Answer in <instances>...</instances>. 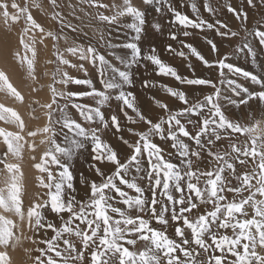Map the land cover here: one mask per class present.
Wrapping results in <instances>:
<instances>
[{"label": "snow or ice", "instance_id": "1", "mask_svg": "<svg viewBox=\"0 0 264 264\" xmlns=\"http://www.w3.org/2000/svg\"><path fill=\"white\" fill-rule=\"evenodd\" d=\"M49 2L53 7L59 6L57 0ZM80 3H86L97 10L111 11V15L97 11L99 21L108 26L118 25L130 29L134 35L123 43H107L110 49L127 50L123 55L110 53L115 56L119 66L91 45L69 47L65 50L96 68L102 88L98 89L91 79L76 78L57 69L60 79L55 83L65 87L70 83L86 85L90 90L58 91L54 84L49 86L51 103L40 105L48 110L47 124L27 133L30 137L43 135L45 139L40 143L48 145L40 161L33 164L42 174L37 178L38 186L47 189L44 195L48 199L32 204L26 212L22 199L24 173L19 163L7 162L8 155L18 160L23 159L21 141H27L21 133L26 126L16 110L0 103V121L15 124L20 129V132L14 133L0 128V138L6 145L0 164L4 165L9 174L4 180L6 187L0 188V209L18 216L21 222L27 220L29 230L37 234L42 229H50L54 233L50 238L39 240L46 247L35 249L39 255L30 257L34 264H264V128H261L264 121L256 120L247 125L228 115L232 106H247L250 101H258L260 105H264V77L228 63L230 57L227 55L209 61L196 47L185 44L184 47L189 49L192 56L207 68H217L219 73L217 81L211 78L189 79L182 77L174 67L163 62L154 46L145 52L140 44L146 31L148 7L153 8L156 13H162L166 8L173 14L174 22L185 29L191 27L203 30L205 26L212 29L219 25L217 34L221 36L236 37L239 32L219 20L213 24L198 17V22H194L177 11L171 0H137L136 3L133 0H119V3L113 0L111 5L103 3V0H80ZM247 3L255 7L253 0H247ZM40 6L39 3L35 4L37 8ZM191 7L193 12H198L194 3ZM208 11L213 12V9L208 7ZM228 11L244 26L243 31L247 35L257 37L259 44L264 46V31L259 28L251 32L248 30L247 13L230 5ZM0 15L5 23L9 20L18 22L21 16L24 17L27 26L23 29L20 44L25 49V55L21 56L17 52L15 56L21 67L26 65L28 76L36 80V51L24 37L31 28L39 29L41 33L44 29L32 17L27 5L22 8L16 0H0ZM58 16L60 14L56 13L52 18L56 19ZM125 17L130 18V22L119 23ZM60 21L63 28L65 24L62 16ZM151 27L156 32L161 30L159 23H153ZM220 28L227 31L220 32ZM183 35L188 36L189 33L185 31ZM47 36L58 39L51 31ZM171 39H177L175 33L171 34ZM207 43L213 52L218 51L212 40ZM245 49L255 64L257 51L250 41L237 47L238 52H244ZM168 51L175 50L169 45ZM29 52L31 57L27 55ZM176 54L188 59L183 51ZM57 59L62 65L79 68L84 71L85 76L88 75L83 63L73 64L59 52ZM144 62L154 65L158 75L171 76L181 84L210 87L213 91L202 98L193 97L190 101L184 91L161 85L185 107L173 110L157 100L156 106L163 109L166 115L149 118L136 106L135 94L126 91L135 87L134 69L146 68ZM188 66L191 68V64ZM225 69L228 70L227 74ZM228 74H239L258 88L249 90L231 79ZM143 86L148 87L149 82L144 81ZM38 90L41 89H33ZM0 91L7 92L21 103L24 101V96L3 70H0ZM58 97L69 103L60 106ZM74 97H92L94 104L76 103ZM112 100L119 103L120 111L128 123L143 122L148 126L146 131L127 129L137 137L134 142L119 135L124 129L117 115L112 114L106 118L102 111ZM53 104L57 105L56 111L60 113L56 120H53ZM69 105L82 120L71 116ZM125 107L131 109L135 115H129L124 111ZM32 111L35 112V109ZM185 117L188 119L185 120ZM188 125L192 126V130H189ZM112 128L115 130L113 135L130 152H118L107 140L102 139V133ZM233 134L246 137L242 146L233 142L228 145L231 152L213 151V147H222L217 145L222 139H239ZM61 135L63 143L57 139ZM154 137L170 141L171 148L175 149L174 155L180 163H173L166 158L164 149L154 142ZM30 147L35 151L34 142ZM202 153H205L207 159ZM86 154L92 161L87 164V168L96 178L85 176L83 172L79 174L84 192L83 197L78 198L74 184V167L76 161ZM145 154L147 169L142 168ZM167 155L171 157L173 153ZM31 159L35 160L36 157ZM250 161L255 165L251 171H237V163L247 165ZM99 165L110 167L102 168ZM133 170L136 173H145L140 179L147 180V189L137 183L135 176L129 179ZM43 174H46V178ZM234 181L237 182L235 186ZM121 185L134 190L137 195H129ZM146 190L151 193L150 199L145 196ZM118 204L125 207L121 208ZM158 204L159 209L156 207ZM45 208L57 215L59 226L47 220L42 211ZM194 209H197L194 215H186L193 213ZM65 213L66 217L62 215ZM153 221L160 227L153 226ZM13 229H19V225L0 215V246L5 249L10 243L15 247L20 242ZM32 242L37 243L35 239ZM139 242H144L143 250H130L125 246L130 245L135 249ZM0 264H12L7 250L0 251Z\"/></svg>", "mask_w": 264, "mask_h": 264}, {"label": "rangeland", "instance_id": "2", "mask_svg": "<svg viewBox=\"0 0 264 264\" xmlns=\"http://www.w3.org/2000/svg\"><path fill=\"white\" fill-rule=\"evenodd\" d=\"M79 1L80 0H57L58 7H53L52 4L49 2V0H37L36 2L41 4L39 8L35 7L34 1L32 0H16V2L23 8L27 5L29 12L31 13L32 17L36 20L37 23H39L42 28L48 27L47 33L51 31L58 39H53L52 37H48L47 34H45V42L47 45L51 46V52L45 51V49L42 50V46L40 44V38H42V33L39 29L31 28L27 35L24 37L26 41L32 44V47L35 49L36 58H35V64H39V61L41 63V68L38 74H35L36 80H32L27 73V67L26 65L24 67H21L18 63L15 53L19 52L21 56L25 55V49L20 44V37L23 35V29L27 26L25 19L23 16L20 17L18 22H12L9 20L7 23H5V20L3 19L2 15H0V25L2 26L1 34L3 33V43L2 47L4 50V56L8 57V60L10 64L12 65L14 69L15 75L18 77V80L21 82V85L24 86V88L33 90L35 89H41L36 91V98L33 100L34 109L40 108L42 109V116H45L48 110L40 107L41 104L51 103L52 100V94L50 91L49 86L55 85L56 89L58 91H66L65 88L61 86L59 83H55L56 80L60 79V73L57 72V69H60L61 71L62 64L57 59L58 52L63 53L64 58L68 57H76L69 54L67 51H65L68 46V42L72 43L73 46H88L91 45L97 49V51L103 55L106 56V58H111L112 63L119 66V62L116 60L115 56L111 55L110 53L115 52L116 55H123L127 50L122 49H110L107 47V43L110 41L112 43H123L125 40H128L131 36L134 35L133 32H131L130 29L118 27V25H112L108 26L106 23H101L97 17V9L87 7H79ZM11 2V0H9ZM105 3H112L113 0H103ZM31 3V4H30ZM172 6L179 12H181L183 15H186L189 17V19L193 20L194 22H198L197 18L203 19L209 23L215 24L217 20L227 24L229 28H231L234 31L239 32V35L236 37L231 36H221L217 34V28H219V25H216L212 29H208L206 26L203 30L198 28H183L179 24L174 22V16L171 12H168L167 9H163L162 13H156L155 10L151 7L147 8L148 15H147V24L145 26L146 31L145 34L140 41L142 51H148V49L151 46H154L157 51V55H159L160 59L165 62L166 64L170 65L171 67H174L178 74L182 77H187L189 79L191 78H211L213 81L218 80V69L213 68H207L204 66V64L196 59L195 56H192L189 52V49L184 47L185 44H191L194 47L197 48L198 51H200L206 59L209 61H215L217 58L222 57L224 55H227L230 57V59L227 61L228 63H232L233 65L242 68L245 71L252 72L253 74H256L258 76L264 77V46H261L259 44V40L257 37L247 35L243 31V25H241L240 21H238L235 17V15L232 12L228 11L229 5L233 8L237 9L240 12L247 13L248 19L246 26L248 30L251 32L254 29L259 28L260 30L264 31V0H253V4L255 7L248 5L247 0H171ZM195 4L198 12H193L191 5ZM208 7H211L213 9V12L208 11ZM42 8L44 12L40 9ZM104 9H101L100 12H103ZM10 11H14L11 10ZM59 13L60 16L63 17V21L65 26L62 28L60 16H58L56 19H53V15ZM49 19V20H48ZM130 22V18H122L119 23H128ZM153 23H159L161 25V30L159 32H156L151 25ZM66 25H71L72 27H68ZM73 28H75V31H73ZM220 32H225L227 29L220 28ZM187 31L189 33L188 36H184L183 33ZM34 32V33H33ZM38 33V34H37ZM101 33H103V39H101ZM175 33L177 36L176 40L171 39V34ZM72 38V39H71ZM252 39V45L257 51V59L256 63L253 64L252 59L250 55H247V50L245 49L244 52H238L237 47L242 45L246 41H250ZM72 40V41H71ZM208 40H212L217 45V52H213L211 50V46L207 43ZM66 43V44H65ZM171 45V48L175 51H168V46ZM35 46V47H34ZM17 47V49H16ZM19 47V48H18ZM40 50H39V49ZM39 50V51H38ZM17 51V52H16ZM183 51L188 56V59H184L183 57L177 55V52ZM11 52L13 53V57L11 55ZM29 57H31V53H27ZM38 57V59H37ZM12 58V59H11ZM12 60V62H11ZM146 64L145 67H139L134 69V84L135 87L131 89H126V91H131L136 96V106L141 110V112L145 113L147 112V107L156 106V101H160L162 103L169 101L172 102V109L173 110H179L180 108L185 107L179 100H177L175 97L169 95L164 88L161 87V85H167L169 87H172L174 89H178L181 91H184L190 101L193 97H200L202 98L203 95L209 94L213 91L210 87L206 86H192L187 84H181L179 81L175 80V78L171 76H164V75H158L155 66L152 65L150 62H144ZM191 64V68L188 66ZM36 71V69H35ZM225 73H228V70H224ZM72 73H69V75L78 78L81 74L76 72V70H72ZM94 73H97L94 71ZM231 79L239 81L240 84L243 86L249 88V90L257 89L258 86L251 84L249 81L245 80L242 76L239 74L237 75H231L228 74ZM55 76V80H54ZM82 79L81 77H79ZM148 81L149 86L144 87L143 82ZM98 82V81H97ZM26 85V86H25ZM99 89L102 88V85L100 84V81L98 82ZM155 85V86H153ZM29 87V88H28ZM90 89L85 85L84 89H81V91H75V92H85L89 91ZM223 90V86H222ZM73 92L72 90H70ZM4 91H0V95L4 96ZM7 97H9L10 100L17 103V100L15 98L11 97L7 92L5 93ZM45 96V97H44ZM159 96V97H158ZM44 97V98H43ZM6 98V97H5ZM44 99V100H43ZM75 99L83 101V103H87L89 100L92 99V97H75ZM236 99H239L236 97ZM38 102V103H37ZM57 102L60 106H63L65 104H68L69 102L65 99L57 98ZM223 103V102H222ZM29 109L31 107H28ZM57 105L53 104V120H56L59 118L60 113L56 111ZM69 108L71 106L69 105ZM158 108V107H157ZM27 109L28 115L31 114V118L36 119V115H33L31 113V109ZM264 105H260L258 101H250L249 105H241L239 108H236L232 106L229 111L228 115L232 119H239L242 123L251 125L256 120H263L264 119ZM158 110H163L161 108H158ZM25 112V109H23ZM30 111V112H29ZM126 111V110H125ZM129 111V110H128ZM127 111V112H128ZM33 112V111H32ZM44 113V115H43ZM251 113V116H250ZM112 114L117 115L119 122L124 129L119 135H121L124 131H126L130 123L127 122L126 117L124 116L123 112L120 111V105L115 100H112L109 102V108L105 113L106 118L110 117ZM128 114L131 116H134L135 114L132 113V111H129ZM164 115H166L164 113ZM188 117H185L186 120ZM193 119H197L196 117H192ZM135 124H140L142 126H145V130H147V125H145L143 122H138ZM13 124L11 123L10 127L8 129H11ZM30 126V125H29ZM58 128L59 125H56ZM189 130H192V126L188 125ZM30 128L37 129L35 124L33 123ZM264 128V125L262 124V127ZM4 129H7V126H4ZM114 128L111 130H105L102 133V139L107 140L110 144H113V147H116L119 145L120 140L116 135H113ZM233 136L239 137V139L236 140H229V139H222L221 141L217 142V145H220L219 149L216 147H213V151H228L231 152V149L228 148L229 143H236L238 146H242L244 140L246 137L240 136V134H233ZM58 142L63 143V137L58 136ZM137 139V138H136ZM186 139V138H185ZM169 146L170 151L168 153H173L171 157H168L166 155V158L171 159L173 163H180L179 159L174 155L175 149L171 148L170 141H163ZM48 145L46 144L45 147H43L44 151L47 150ZM165 148V147H163ZM122 152H130V149L126 148L125 151L122 150ZM202 156H205L207 159L205 153L201 154ZM230 158V157H229ZM38 163V162H36ZM92 163L91 157L89 155H85L82 158L78 159L75 163L74 167V175L76 176V180L74 181L75 186L82 187L79 181V174L81 172L86 173L88 171L87 164ZM237 171L239 173L244 172L245 170L251 171L255 165L250 161L247 165H241L239 163L236 164ZM147 167H143V169H147ZM0 173H2L3 177H1L0 174V188H2L1 183L4 180V177H6V171L4 170V166L0 164ZM92 173V172H91ZM93 174V173H92ZM144 172L136 173L134 170L130 174V179L135 176L137 178V183L140 185H145V188L147 189V180L140 179V177L144 176ZM94 175V174H93ZM89 177H95L91 174L88 175ZM237 182H233L234 186ZM34 184L37 185L38 190L42 193V195L45 197V191L44 188L39 187V181L36 179L35 183H29V190H31L28 195V200L25 201V207L24 210L26 212L27 208L31 206L34 203H41L37 191H33ZM201 186H203L201 184ZM121 188L128 192L132 189L125 188L123 185H121ZM147 191V190H146ZM131 195V194H129ZM175 195H179V193H175ZM247 195V193H245ZM132 196V195H131ZM30 197V198H29ZM48 197L46 196V199ZM78 198H82L81 194L78 193ZM33 202V203H32ZM123 205V204H121ZM123 205L121 208H124ZM44 215L46 216L47 220L49 222L55 223L57 226L60 224V220L57 217V215L50 211L49 208L42 209ZM196 213V209L193 210V213L189 214L186 213V215L192 216ZM65 217L67 214H62ZM13 221L19 225V229H13L15 236L19 237V244H16L14 248H17L21 250L22 259L26 260L30 257L38 256L39 253L35 251L37 247L45 248L46 245L40 244V239H47L54 235L50 229L48 230H40L39 234H37L34 231L29 230L27 226V220L24 222H21L19 220V217L14 215ZM153 226L160 227L156 224L155 221H153ZM26 227V228H25ZM172 229H169V234L171 235ZM33 238L37 241V243H33ZM14 243V241H13ZM11 247L12 244L10 245ZM129 247L130 250H143L144 242H139L137 246H135V249L132 248L130 245H125ZM63 245L61 244V249H63ZM4 247L2 246V251H4ZM7 250V249H5ZM31 250V251H26ZM259 251V249H258ZM54 255V254H53ZM219 255V253H217ZM31 259V258H30ZM24 264H34V260L31 259V261L24 262Z\"/></svg>", "mask_w": 264, "mask_h": 264}, {"label": "bare ground", "instance_id": "3", "mask_svg": "<svg viewBox=\"0 0 264 264\" xmlns=\"http://www.w3.org/2000/svg\"><path fill=\"white\" fill-rule=\"evenodd\" d=\"M34 1V4L37 3L36 1L37 0H32ZM134 3L137 2V0H133ZM105 3V2H103ZM113 3V2H112ZM112 3H106V4H109L111 5ZM117 3H119V0H117ZM31 4V3H30ZM41 5V4H40ZM42 6V5H41ZM87 7L88 5L85 3V4H82L80 3L79 1V7ZM42 10V12L45 13V11L40 8ZM95 9V8H93ZM101 9H99L100 11ZM103 14L105 15H111L112 12L111 11H108V10H103L102 12ZM49 20V19H48ZM1 22V21H0ZM44 31L42 33V38H40V44L42 46V50L45 49V51L47 52H51V46L47 45L46 42H45V34H47V30H48V27H43ZM47 29V30H46ZM34 33V32H33ZM38 34V33H37ZM49 37V36H48ZM50 38V37H49ZM72 39V38H71ZM252 39L254 38H251L250 39V42L252 43ZM72 41V40H71ZM28 42V41H27ZM31 44V43H30ZM66 44V43H65ZM68 46L71 47L73 46L72 43H70V41L68 42ZM4 47V46H3ZM3 47H0V70H3L6 72V74L9 76V79L10 81L12 82V84L14 85V87L17 88L18 91L21 92V94L24 96V101L23 103L17 101V103L13 102L12 100H6L5 101V98L1 97L0 95V103H3L6 107H10V108H13L14 110H16L21 118L24 120L25 122V130L23 133H21L24 138H25V141H27V143H25L24 141H21V143L23 144V152H22V155H23V159L22 160H18L16 159L15 157H12V158H9L7 159V162L8 163H19L20 166H21V169L24 173V178H23V189H24V195L22 196V199H23V208L25 207V201L26 199L28 198V195H32V194H29L31 193L29 190V183H35L36 182V179L42 175L41 173H39L34 167H33V164L36 163V162H39L40 161V157L41 155L43 154L44 152V149L43 147H45L46 144H41L40 141L42 139H45V137L43 135H37L36 137H30L27 135L28 131H33V130H36V129H32L30 128V126L34 123L35 126L37 128H42L44 127L46 124H47V116H42V109L40 108H36L35 109V112H32V109L34 108V104H33V100L36 98V91H33V90H30L29 89H25L24 86L21 85V82L18 80V77L15 75L14 73V69L12 67V65L10 64L9 60H8V57H5L4 56V50ZM35 47V46H34ZM84 47H87V46H84ZM19 48V47H18ZM17 49V47H16ZM37 49V48H35ZM39 49V48H38ZM40 50V49H39ZM38 50V51H39ZM37 51V50H36ZM8 52V51H6ZM17 52V51H16ZM13 53L11 52V55ZM38 54V53H36ZM13 57V55H12ZM36 58V57H35ZM12 59V58H11ZM38 59V57H37ZM65 59H68L71 63L73 64H80V63H83L84 64V67L85 69H87V73L88 75L85 76L84 74V71L80 70L79 68H72V67H69L67 65H62L61 67V71H66L68 73H72V70H76V72H78L79 74H81L79 77H81L82 79H91L93 81V84L99 89V86L98 85V82H99V76H98V73H94V71L97 72L96 68L93 67L88 61H80L77 59V57H68V58H65ZM109 59L111 62H112V59L111 58H107ZM12 62V60H11ZM35 74H38L39 71H40V68H41V63L39 61V64H35ZM78 77V78H79ZM98 81V82H97ZM238 83H240L238 81ZM26 86V85H25ZM61 86L63 88H65L66 91H70L72 90L73 92L75 91H81V89H84L85 88V85H77V84H74V83H70L67 85V87H65V85L61 84ZM62 91V90H61ZM45 97V96H44ZM43 97V98H44ZM159 97V96H158ZM4 99V100H3ZM7 99V98H6ZM74 101L76 103H81V104H94V100L93 98L91 100H89L87 103H83V101H80V100H77L75 99V97L73 98ZM44 100V99H43ZM165 104H167L169 106L170 109H172V102H169V101H166L164 102ZM28 107H31V113L33 115H36V119L35 118H31V114L28 115V112H27V109H29ZM109 106H106L105 108L102 109V111H104V113H106V111L108 110ZM23 109H25V112L23 111ZM29 109V110H30ZM131 111V109H127L125 107L124 111ZM68 111L69 113L71 114V116L74 118V119H77V120H82L81 117H79V114L76 112L75 109L73 108H68ZM128 111V112H129ZM30 112V111H29ZM46 113V112H45ZM146 116H148L149 118H153L155 119L157 116H160V115H164V111L163 110H158L157 107L155 106H152V107H147V112L144 113ZM44 115V113H43ZM130 115V114H129ZM188 119V118H187ZM264 121V119L262 120ZM262 124L264 125V123H261V127H262ZM30 125V126H29ZM1 126V125H0ZM2 127V126H1ZM3 128V127H2ZM129 128H132V129H135V130H138V131H144L145 130V126H142L140 124H131L129 126ZM11 132H14V133H18L20 132V129L15 125L13 124V126L11 127L10 129ZM121 135L124 136L125 139H128L132 142H134L136 140L137 137L133 136L132 133L128 132L127 130L124 131ZM154 142L156 144H158L159 146H161L162 148L164 149L165 151V155H167V152L170 151L168 150L169 149V146L164 143L159 139V137H154ZM35 143L36 145V149L35 151H33L31 149V145L32 143ZM112 146H114L113 144H111ZM117 149L118 152H122V150L125 151V149L127 148L126 145H123V143L120 141L119 145L114 147ZM168 150V151H167ZM35 156L36 159L35 160H32L31 157ZM8 158V157H7ZM100 167L102 168H105V167H110L108 165H99ZM148 164H147V156L145 154V156L142 158V168L143 167H147ZM6 171V169H4ZM89 174H91L92 176H94L89 170L86 171L85 173V176H88ZM45 175V178H46V174H43ZM9 174L7 173L6 171V177H4V180L6 178H8ZM92 178H96V177H92ZM129 179H130V176H129ZM4 180L3 182L1 183V186L2 188H5L6 185L4 183ZM38 180V179H37ZM142 187H145V185H141ZM77 188V191L78 193L81 194V197H83V192H84V189L83 187H78V186H75ZM125 187V186H124ZM126 188V187H125ZM33 191H37L38 188H37V185L34 184V187L32 189ZM45 193L47 192V189H44ZM129 194H131L132 196H135L137 195L134 190H130L129 191ZM37 195L41 201V203L43 202V200L46 199V196L44 197L42 195V193L38 190L37 192ZM145 196L148 197L149 199L151 198V193L149 191H145ZM30 198V197H29ZM48 199V198H47ZM28 200V199H27ZM33 203V202H32ZM117 206L119 207H122L123 205L121 204H118ZM157 209H159L160 205L158 204L157 206ZM197 211V209H196ZM0 215H4L6 216L8 219H11L13 220V218L15 217L13 213H9V212H4L3 209H0ZM26 228V227H25ZM34 239V238H33ZM12 243H10L11 245ZM8 246L7 248V251H8V254L9 256L11 257L12 259V264H24V262H28V261H31L30 258L24 260L22 259V254H21V250L17 248H14V247H11V246ZM137 246V245H136ZM5 250V249H4ZM0 251H2V246H0Z\"/></svg>", "mask_w": 264, "mask_h": 264}, {"label": "crops", "instance_id": "4", "mask_svg": "<svg viewBox=\"0 0 264 264\" xmlns=\"http://www.w3.org/2000/svg\"><path fill=\"white\" fill-rule=\"evenodd\" d=\"M2 31V26L0 25V32ZM2 43H3V33L1 34L0 33V47H2ZM6 93V92H5ZM4 93V96H1V97H3V98H5V101L6 100H9V97H7V95ZM4 100V99H3ZM0 125L4 128V126H7V129H5L6 131H10V129H8L9 127H10V125H11V123H5L4 121H0ZM0 126V128H2ZM6 152V145L3 143V139L2 138H0V158H3V154ZM13 156H11V155H8V158L7 159H9V158H12ZM2 166H4L3 164H1ZM1 174V177H3V175H2V173H0ZM0 177V178H1Z\"/></svg>", "mask_w": 264, "mask_h": 264}]
</instances>
